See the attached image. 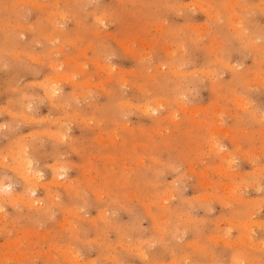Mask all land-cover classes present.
<instances>
[{"label": "rangeland", "instance_id": "obj_1", "mask_svg": "<svg viewBox=\"0 0 264 264\" xmlns=\"http://www.w3.org/2000/svg\"><path fill=\"white\" fill-rule=\"evenodd\" d=\"M0 157V264H264V0H0Z\"/></svg>", "mask_w": 264, "mask_h": 264}, {"label": "bare ground", "instance_id": "obj_2", "mask_svg": "<svg viewBox=\"0 0 264 264\" xmlns=\"http://www.w3.org/2000/svg\"><path fill=\"white\" fill-rule=\"evenodd\" d=\"M234 2H235V1H234ZM231 4H232V3H231ZM231 4H230V6H231ZM234 5H235V4H234ZM230 6H229V7H230ZM235 7H236V6H235ZM230 8H231V7H230ZM233 8H234V7H232L231 10H232ZM243 8H244V7H243ZM231 10H229V12H230ZM234 11H235V10H234ZM237 18H240V17L238 16ZM233 19H234V18H233ZM233 19H232V20H233ZM232 20H231V22H232ZM241 20H242V19L240 18V21H241ZM235 21H236V19H235ZM235 21L233 22L234 24H235ZM238 21H239V20H238ZM236 23H238V22H236ZM100 67H101V66H100ZM108 71H109V70H108ZM67 77H68V76H67ZM69 79H70V78H69ZM50 92H51V91H50ZM47 93H48V92H47ZM239 102L241 103L242 101H239ZM242 103H243V102H242ZM238 104H239V103H238ZM241 105H242V104H241ZM243 105H244V103H243ZM241 107H242V106H241ZM244 108H245V107H244ZM147 110H148V109H147ZM147 110H146V111H147ZM224 132H225V131H224ZM226 132H227V131H226ZM106 143H107V142H106ZM214 143H215V140H214ZM216 143H217V142H216ZM219 143H220V142H219ZM216 145H217V144H216ZM217 147H219V146L217 145ZM214 148H215V144H214L213 149H214ZM223 149H224V148H223ZM217 150H218L219 152L222 151L221 148H219V149L217 148ZM215 153H216V152H215ZM221 153H222V152H221ZM14 155H15V154H14ZM9 156H10V155H8V157H9ZM6 157H7V156H6ZM6 157H3V159H5ZM11 157H12V156H11ZM11 157H10V158H11ZM0 158H1V157H0ZM13 158H15V157H13ZM18 158H20V156H19ZM18 158H17V159H18ZM225 158H226V157H225ZM22 159L25 161L26 158H22ZM226 159H227V158H226ZM13 160H15V159H13ZM18 160H19V159H18ZM18 160H17V161H18ZM23 160H22V161H23ZM26 160H27V159H26ZM22 161H21V162H22ZM29 161H31V160L28 159V162H29ZM32 161H33V160H32ZM12 162H13V161H12ZM14 163H15V162H14ZM14 163H13V164H14ZM17 164H20V163H17ZM23 164H24V163H23ZM20 165H22V164H20ZM20 165H19V166H20ZM26 165H27V164H26ZM26 165H25V166H26ZM28 165H30V166H28ZM28 165H27L28 168H26V169L22 172L23 175L21 174V175L24 177V181H25V185H26L25 188H28V189L25 190V191H26V195H25L26 198H24V199H26V200H27V197H29L28 194L30 193V192H29V193L27 194V191H28V190L31 191V190L33 189V191H35V190H34V187H35V189H36V186H38V185H40V187H43V186H41L42 182L39 183V181L41 180V178H42L43 175H42L39 171H38V172H37V171L34 172L33 169H31L32 166H31L30 163H29ZM16 166L18 167V165H16ZM22 167L24 168L23 165H22ZM17 169H18V168H17ZM14 170H16V169H14ZM22 170H23V169H22ZM22 170H21V171H22ZM16 171H17V170H16ZM17 173H19V171H17ZM18 176H20V173H19ZM60 176H61V175H60ZM62 176H63V175H62ZM56 181H58V180H56ZM38 183H39V184H38ZM57 183H58V182H57ZM9 184H10V183H9ZM55 184H56V183H55ZM3 186H5V185H3ZM12 189H13L12 184H11V185H8V186H6V187H0V191H1L2 193H4V194L7 193L8 196H11L12 200H15V201H16V200H19V199H20V198H19L20 195H19V196L14 195V192H13ZM14 190H15V189H14ZM33 191H32V193H33ZM15 193H16V192H15ZM30 194H31V193H30ZM33 194H34V193H33ZM16 196H17L18 198H17ZM33 196H34V195H33ZM14 197H16V198H14ZM20 197H21V196H20ZM31 197H32V194H31L30 198H31ZM30 198H28V199H30ZM22 199H23V198H22ZM24 199H23V201H26V200H24ZM32 199L34 200V198H32ZM20 200H21V199H20ZM36 200H37V198H36ZM21 201H22V200H21ZM34 201H35V200H34ZM18 202H19V201H18ZM37 202H39V201H37ZM37 202H35V203H37ZM14 203H17V202H14ZM24 203H25V202H24ZM27 204H28V203H27ZM31 204H32V202H31ZM29 207H30V206H29ZM31 208H32V207H31ZM33 208H34V207H33ZM71 252H72V251H71ZM66 255H67V254H66ZM72 255H73V254H72ZM74 256H76V255H74ZM67 257H68V255H67ZM67 257H66V258H67ZM68 259H69V258H68ZM73 260H74V259H73Z\"/></svg>", "mask_w": 264, "mask_h": 264}]
</instances>
